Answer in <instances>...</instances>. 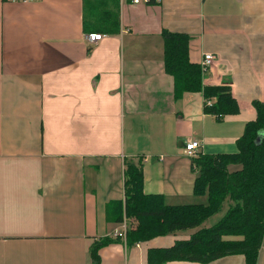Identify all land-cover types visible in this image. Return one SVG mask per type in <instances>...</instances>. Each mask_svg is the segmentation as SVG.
<instances>
[{"label":"crops","instance_id":"crops-1","mask_svg":"<svg viewBox=\"0 0 264 264\" xmlns=\"http://www.w3.org/2000/svg\"><path fill=\"white\" fill-rule=\"evenodd\" d=\"M115 2L117 28L96 31L83 0H0V264H91L103 237L100 264H149L150 248L194 230L131 246L115 237L123 222L108 207L124 200V161L140 160L145 194L195 204L184 144L236 153L253 102L264 103V0ZM162 31L189 36L193 64L213 55L202 84L229 87L236 114L206 113L201 91L174 97ZM91 33L103 37L91 44ZM159 264L246 263L233 254Z\"/></svg>","mask_w":264,"mask_h":264},{"label":"trees","instance_id":"trees-1","mask_svg":"<svg viewBox=\"0 0 264 264\" xmlns=\"http://www.w3.org/2000/svg\"><path fill=\"white\" fill-rule=\"evenodd\" d=\"M113 1V2H110ZM116 0H83L86 26L95 30L114 31L116 27ZM111 5V6H109ZM86 17V16H85ZM163 66L173 77L174 97L184 92L201 91L204 111L217 118L236 114L238 109L227 86L202 84V71L188 57L189 36L162 31ZM256 116L248 121L236 141L233 154H204L191 158L196 173L193 183L195 196H206V203L167 205L161 195L145 194L140 160L124 161V200L114 201L108 211L114 221L131 220L125 228L127 246L148 241L157 236L194 229L187 239L176 240L172 246L150 248L149 264L169 260H187L207 263L226 255L239 254L246 264H255L264 240V103L254 101ZM229 166H237L229 171ZM228 205L224 215L213 225L203 226ZM103 237L89 250L91 264H100L99 247L110 242Z\"/></svg>","mask_w":264,"mask_h":264},{"label":"built area","instance_id":"built-area-1","mask_svg":"<svg viewBox=\"0 0 264 264\" xmlns=\"http://www.w3.org/2000/svg\"><path fill=\"white\" fill-rule=\"evenodd\" d=\"M160 0H132V3L134 4H138L140 2H144V3H149V2H159ZM103 37L102 34H98V33H91L88 34L86 36V40L93 44L99 40H101V38ZM213 55L211 53H205L202 57V60L200 62V67H201V71H202V75L205 72H209L211 67H212V62H213ZM201 148V143L199 141L196 140H190L187 141L184 144V153L188 156V157H195L197 156V154L199 153V149ZM125 222L122 223V230L118 231L116 230V232L114 233L115 237H121L122 239H125Z\"/></svg>","mask_w":264,"mask_h":264},{"label":"rangeland","instance_id":"rangeland-1","mask_svg":"<svg viewBox=\"0 0 264 264\" xmlns=\"http://www.w3.org/2000/svg\"><path fill=\"white\" fill-rule=\"evenodd\" d=\"M237 168V166H229V171H233L234 169H236ZM197 198H195V200H194V202H195V204H199V203H206V200H205V198H204V200H203V198L201 199V198H199L198 196H196ZM206 197V196H205ZM227 206L228 205H226V203L225 204H223V207L221 208V210L218 212V213H216L215 215H213V216H211L210 218H208L204 223H203V226H205V227H209V226H211V225H213L214 223H216L223 215H224V213L226 212V209H227ZM126 223H127V225L129 226L130 224H131V220H124ZM194 229H191V230H187V232L188 231H193ZM195 231V230H194ZM184 231H180L179 233L181 234V233H183Z\"/></svg>","mask_w":264,"mask_h":264},{"label":"water","instance_id":"water-1","mask_svg":"<svg viewBox=\"0 0 264 264\" xmlns=\"http://www.w3.org/2000/svg\"><path fill=\"white\" fill-rule=\"evenodd\" d=\"M261 136H259V140H260Z\"/></svg>","mask_w":264,"mask_h":264}]
</instances>
